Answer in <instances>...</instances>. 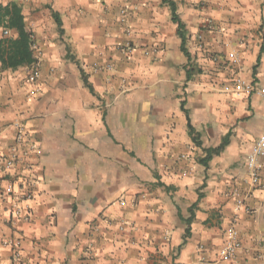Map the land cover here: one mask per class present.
I'll list each match as a JSON object with an SVG mask.
<instances>
[{"label": "crops", "instance_id": "crops-1", "mask_svg": "<svg viewBox=\"0 0 264 264\" xmlns=\"http://www.w3.org/2000/svg\"><path fill=\"white\" fill-rule=\"evenodd\" d=\"M13 1L35 35L39 62L0 63V157L11 156L18 124L39 151L26 156L33 183L24 182L22 166L15 176L0 172L1 191L12 178L17 194L29 186L35 195L21 203L33 212L29 220L25 212L14 219L12 198L0 197V264H14L7 239H20L21 258L33 264H198L203 256L213 264L231 226L242 241L234 264H264V174L253 187L246 165L264 129V97L225 90L240 74L264 86V0H172L191 60L164 0L0 5ZM208 19L214 28L204 31ZM215 51L225 56L213 60ZM196 61L208 74L198 73ZM108 63L112 69L96 68ZM122 77L128 106L119 95ZM183 101L203 148L229 135L208 168L198 162L204 152Z\"/></svg>", "mask_w": 264, "mask_h": 264}, {"label": "built area", "instance_id": "built-area-1", "mask_svg": "<svg viewBox=\"0 0 264 264\" xmlns=\"http://www.w3.org/2000/svg\"><path fill=\"white\" fill-rule=\"evenodd\" d=\"M129 16V9L123 8L120 11V21L124 24H127ZM128 27V26H127ZM202 28L204 31H211L214 28L213 22L211 20L204 21L202 24ZM129 30V27H128ZM4 35H11L10 30H5ZM200 37L203 38V34L200 33ZM34 49L36 50V43L34 40ZM125 50L132 49V45L127 43L124 45ZM236 52H229L230 59H236ZM35 67V66H34ZM99 70L104 69H112L113 65L108 63L103 66H96ZM40 77V72L38 69L34 70L29 79L32 83H37ZM226 91H234L237 94L240 93H258L262 97H264V86L256 85L254 82H246L240 75H236L233 77L232 85L225 87ZM17 134L15 145L13 146L12 153L10 157H0V172L3 174H8L11 176H15L19 172V166L25 168L29 174H26L24 177V182L29 185L34 182V178L32 175L33 166L29 161L30 157H26L30 151H39V147L35 142H31L26 138V134L24 131L23 125H17ZM248 174L251 180V184L253 187H260L262 183V176L264 174V129L262 133L259 135L257 141L254 143L251 153L247 156L246 161ZM5 189L1 191L0 189V197L7 196L12 198V216L14 219H20L21 215H26V218L31 219L33 212L28 206L24 208L21 203L23 201H29L35 198L33 190L28 186L24 189L21 195L17 194L16 190V181L11 179H5ZM122 203H126V201L122 200ZM237 209H240L242 206L245 207L244 203H239L237 205ZM244 210L246 212H250L248 207H245ZM226 240L225 243L220 250V258L217 261H212L213 264H221V260H229L231 264H234L238 251L242 248V241L240 239V235L235 226H231L226 230ZM5 245L11 246L15 252L13 254V263L14 264H33L30 261L23 260L20 256V248H21V240L17 239H7L4 241ZM208 262L205 256H203L198 264H204Z\"/></svg>", "mask_w": 264, "mask_h": 264}, {"label": "trees", "instance_id": "trees-1", "mask_svg": "<svg viewBox=\"0 0 264 264\" xmlns=\"http://www.w3.org/2000/svg\"><path fill=\"white\" fill-rule=\"evenodd\" d=\"M168 2L172 8L173 21L178 24V34L182 39L181 49L186 54L189 60H191V53L186 46L187 37L185 31V24L177 13L176 3L172 0H164ZM58 24L61 21L58 15H54ZM5 30L16 31L17 36L4 35ZM35 35L32 30L28 29L23 14V7L16 1L10 2L6 5H0V63L2 69H18L20 67H34L39 62V57L34 49ZM187 79L190 80L194 74V68L191 62L187 65ZM256 67H254V73H256ZM84 84L94 91L92 85L87 81L83 69H81ZM182 108L187 115L189 132L194 139V142L200 147L204 155L198 158V162L209 167L210 161L217 155H219L223 149L229 143V135L225 136L221 144L217 147H202L199 139V133L192 124L191 117L188 109L185 108V101L182 102ZM191 217L188 219L190 220Z\"/></svg>", "mask_w": 264, "mask_h": 264}, {"label": "rangeland", "instance_id": "rangeland-1", "mask_svg": "<svg viewBox=\"0 0 264 264\" xmlns=\"http://www.w3.org/2000/svg\"><path fill=\"white\" fill-rule=\"evenodd\" d=\"M203 6V5H202ZM198 39L201 41L202 39L198 37ZM219 56H225L224 55V52H218V51H215V53H213V60H218L219 59ZM194 57L198 58L197 54H194ZM195 63L196 64V70L199 71L198 73L200 74H208V67H206L205 65H199V63L196 61ZM223 67V66H221ZM240 76L242 77V79L245 80V77H243L241 74ZM127 79L125 77H122L121 78V82H120V86H119V91H120V96H121V99L124 100L127 104V106L129 105V100H128V94L130 93V86H128L127 84ZM127 128V127H126Z\"/></svg>", "mask_w": 264, "mask_h": 264}]
</instances>
